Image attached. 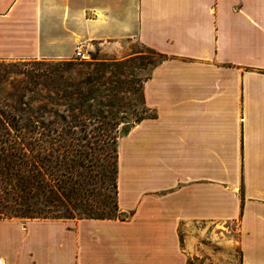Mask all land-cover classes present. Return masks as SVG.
Masks as SVG:
<instances>
[{"label":"crops","instance_id":"0c3cea01","mask_svg":"<svg viewBox=\"0 0 264 264\" xmlns=\"http://www.w3.org/2000/svg\"><path fill=\"white\" fill-rule=\"evenodd\" d=\"M130 43L165 59L143 85L152 115L119 142L128 218L0 220V259L188 264L181 228L215 224L264 264V0H0V61Z\"/></svg>","mask_w":264,"mask_h":264},{"label":"trees","instance_id":"16d2710c","mask_svg":"<svg viewBox=\"0 0 264 264\" xmlns=\"http://www.w3.org/2000/svg\"><path fill=\"white\" fill-rule=\"evenodd\" d=\"M13 67L15 104L0 108V220H126L118 183L110 184L119 172L120 123L108 111L115 102L95 100L111 66L31 60ZM5 77L0 71V82ZM101 184L115 186V209L109 196L97 199Z\"/></svg>","mask_w":264,"mask_h":264},{"label":"rangeland","instance_id":"374dc122","mask_svg":"<svg viewBox=\"0 0 264 264\" xmlns=\"http://www.w3.org/2000/svg\"><path fill=\"white\" fill-rule=\"evenodd\" d=\"M24 61L31 60L0 61V71L6 75L5 80L0 82V108L15 104L14 93L18 76L13 64ZM161 61L162 58L154 51L144 48L138 43H130L122 47L115 46L106 49L97 47L92 53L91 60L85 62L94 65L103 63L111 66L103 81L104 86L100 87V92L95 100L99 107L100 103H106L107 100L115 102L111 111L106 106H102V109L105 112L107 110L112 112L114 117L109 119H113L114 123H120L118 126L119 142L142 119L152 115L144 103L142 88L151 70ZM72 62L79 61L74 59ZM72 76L76 78V75ZM56 109L62 110L61 108ZM115 182L117 183V176L116 173H112L110 184ZM99 188L97 199L102 201L105 196H109L110 208L115 209L117 203L115 186L111 185L107 188L106 184H101ZM114 215L120 217L117 212H114ZM79 218L80 216L75 214L73 220ZM180 232L182 243L188 236L197 245L198 255L190 257L188 264H240V251L237 244L238 232L235 226H231L227 230L221 225L197 224L190 231H188V227L184 226Z\"/></svg>","mask_w":264,"mask_h":264},{"label":"built area","instance_id":"2783aa9c","mask_svg":"<svg viewBox=\"0 0 264 264\" xmlns=\"http://www.w3.org/2000/svg\"><path fill=\"white\" fill-rule=\"evenodd\" d=\"M93 47L87 44H78L75 48V60L79 62H88L92 58ZM0 264H4L3 259H0Z\"/></svg>","mask_w":264,"mask_h":264}]
</instances>
